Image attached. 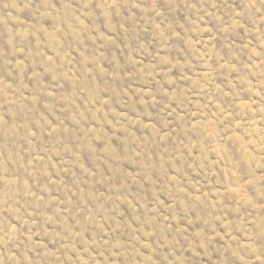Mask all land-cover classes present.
Listing matches in <instances>:
<instances>
[{
    "label": "rangeland",
    "instance_id": "374dc122",
    "mask_svg": "<svg viewBox=\"0 0 264 264\" xmlns=\"http://www.w3.org/2000/svg\"><path fill=\"white\" fill-rule=\"evenodd\" d=\"M0 264H264V0H0Z\"/></svg>",
    "mask_w": 264,
    "mask_h": 264
}]
</instances>
